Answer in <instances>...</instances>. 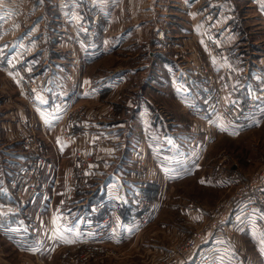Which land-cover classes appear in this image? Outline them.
Returning <instances> with one entry per match:
<instances>
[{"label":"rangeland","instance_id":"1","mask_svg":"<svg viewBox=\"0 0 264 264\" xmlns=\"http://www.w3.org/2000/svg\"><path fill=\"white\" fill-rule=\"evenodd\" d=\"M25 3L28 26L0 35V264H264V110L239 106L264 82L243 91L226 50L259 64L255 6L240 0L245 49L217 30L228 16H103L80 0L90 18L46 50L32 25L62 7Z\"/></svg>","mask_w":264,"mask_h":264},{"label":"crops","instance_id":"2","mask_svg":"<svg viewBox=\"0 0 264 264\" xmlns=\"http://www.w3.org/2000/svg\"><path fill=\"white\" fill-rule=\"evenodd\" d=\"M26 1L27 0H0V35L2 34V32L6 33V31H9V29L13 27L16 28L18 31L20 27L21 28L23 27L24 23L26 24V26H28V22H26L27 7H25L26 8L25 11L22 10V8L20 7L21 3H24L26 5L27 4L25 3ZM39 1L44 2L45 0H39ZM50 1L52 2L53 5H56L55 2H57L59 6L62 8L60 10L59 9L49 10L46 13V15H41L37 17L35 21L36 23L32 25L38 28L39 31L41 29V33L48 32V34H50L49 36H52V38L50 37L48 38L49 44H46L44 46L46 50L51 49V45L54 44V42H52L54 41L53 32L58 31L60 33H63V32L70 33L71 31H74L76 29L75 27H78V23L80 22L81 17L87 19V18H90L91 16V10L87 11V8H85L83 4L82 6L84 8H81L80 10H76V5L80 6V4H78L80 0L79 1L78 0H50ZM83 1H86L88 6H91V1H93L95 5L100 7L101 14L102 13L104 14L103 16L112 14V13H117L119 16L123 17L125 10H127L132 13L133 18L139 17V16H152V17L156 16L159 18L160 16H163L166 19V16L168 14L174 13L173 10H175L174 9L175 5H178V8L180 10H183L189 13L191 16H197V14L194 11L199 10V9H201L202 14L204 12L206 13L211 12L214 15L217 14V15L228 16L230 18L227 20L228 26L224 25V22L226 21L219 19L218 24H217V30L218 31L224 30V32L229 31V33H232L233 35L236 33V31L242 32V34L244 33L243 36L245 37H244L243 43L244 45H247L245 46V49L249 47L247 39H248V35H251V34L250 32L247 33L246 27L243 23L244 21H246V18L245 16L242 15L240 0H205V3L207 2L206 5L201 6L199 8L197 6L196 9L191 8V6L193 5L192 2L194 0H185L186 2L184 0H83ZM242 1L244 2L245 6L246 4L255 6V10L259 14V16L261 18L264 17V0H242ZM125 2H127V5H125ZM182 2L185 3V6L183 5ZM60 3H62V5ZM114 5L121 6L120 10L112 8V6ZM124 5L127 8H124ZM69 7L71 9H69ZM51 15L59 16L58 18L60 20L59 22H57V25L60 29H54L55 26H53V30H52V26H50L51 25V19H50ZM20 16H21V21L19 19ZM44 18L49 20V23L47 26L46 24L44 25V22L46 21ZM107 20H110L109 16L107 17ZM141 20H143L144 21L143 23L145 24V20L144 19H141ZM136 23H137L136 24L137 27H135L136 32L141 33V29L143 28L144 24L141 23L140 21ZM149 23H151V21ZM152 23L154 24V21H152ZM166 23L169 24V21H167ZM100 25H101V28H105L106 22L102 20L100 22ZM81 31L83 32L82 29ZM150 31L152 32L151 29ZM9 32H13V31H9ZM4 36L6 37V34ZM226 37L231 38V35L226 34ZM7 39L9 38H4V40L1 41L0 44L7 45ZM41 39L43 40V38ZM227 43H229V45L226 46V50L231 52V55L233 58L239 60V61L238 60L233 61V64L239 68L240 70L239 73H241V69H240L241 66L246 67L244 74L239 75V76H244L245 81H246L245 83H243L244 84L243 91L246 89L245 91L249 92V90H251L250 89L251 83H255L256 85L260 81L264 82V45L260 47L262 51L259 52V54H257L256 56L252 54V57L254 58L261 57L260 58L261 60H259V62L255 61L259 64H254L251 62V64L247 68L248 66L247 58L242 59V58L237 57L238 54H236V49L239 48V44L237 45L236 41H234L231 44L229 41ZM17 53L18 52H13L15 56ZM226 53L227 52H224L223 54L224 58L228 57ZM24 63L31 64L30 61H28V59ZM64 63L65 62H56V66H61ZM1 64L7 65L8 63L1 62ZM56 77L58 81L61 80L60 76H56ZM56 86H57V83H56ZM59 88L60 87H56L55 89H59ZM21 109L23 111L26 110L25 107L24 108L21 107L20 110Z\"/></svg>","mask_w":264,"mask_h":264},{"label":"built area","instance_id":"3","mask_svg":"<svg viewBox=\"0 0 264 264\" xmlns=\"http://www.w3.org/2000/svg\"><path fill=\"white\" fill-rule=\"evenodd\" d=\"M22 69V74L23 75H28V70L26 71L24 68ZM260 101V102H259ZM231 108H228V111L230 113H232V115H235L236 111V106L237 105H230ZM240 109H241V115H245L246 112H251L253 110H255L256 108H260L262 109V111L264 110V86H261L258 94L252 95L250 93H247L244 98H243V105H239ZM261 179L259 180L262 184L264 182V172L261 174ZM263 192H264V187L262 186H257V197L259 199V201L264 205V196H263ZM255 203H257V200L254 199L253 205L255 206ZM9 216V215H8ZM218 232H221L220 230Z\"/></svg>","mask_w":264,"mask_h":264},{"label":"trees","instance_id":"4","mask_svg":"<svg viewBox=\"0 0 264 264\" xmlns=\"http://www.w3.org/2000/svg\"><path fill=\"white\" fill-rule=\"evenodd\" d=\"M92 200H94V199H92ZM92 200H91V201H92ZM91 201H90V202H91Z\"/></svg>","mask_w":264,"mask_h":264},{"label":"snow or ice","instance_id":"5","mask_svg":"<svg viewBox=\"0 0 264 264\" xmlns=\"http://www.w3.org/2000/svg\"><path fill=\"white\" fill-rule=\"evenodd\" d=\"M203 182V181H202Z\"/></svg>","mask_w":264,"mask_h":264}]
</instances>
